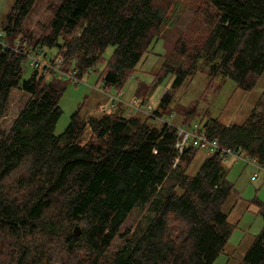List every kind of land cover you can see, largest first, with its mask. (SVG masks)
<instances>
[{
    "label": "trees",
    "instance_id": "obj_1",
    "mask_svg": "<svg viewBox=\"0 0 264 264\" xmlns=\"http://www.w3.org/2000/svg\"><path fill=\"white\" fill-rule=\"evenodd\" d=\"M177 1L60 0L49 4L52 15L38 36L24 25L37 0L13 1L0 24V118L13 88L28 97L0 130V264H212L224 250L235 226L223 209L234 191L224 156L209 153L187 174L199 148L179 153L177 125L164 116L172 115L174 91L197 71L243 90L255 85L264 72V0H199L195 27L176 39L171 60L151 83L138 82L143 106L170 76L149 114L125 113L134 109L124 102L86 119L76 110L55 135L65 81L37 66L22 79L26 54L43 47L80 78L113 46L101 81L120 91ZM201 129L264 167V107L242 123L209 117ZM251 203L264 222V201ZM134 209L141 220L126 228ZM240 264H264V225Z\"/></svg>",
    "mask_w": 264,
    "mask_h": 264
},
{
    "label": "rangeland",
    "instance_id": "obj_2",
    "mask_svg": "<svg viewBox=\"0 0 264 264\" xmlns=\"http://www.w3.org/2000/svg\"><path fill=\"white\" fill-rule=\"evenodd\" d=\"M13 1L0 0V24ZM58 1L60 0H37L24 22L25 27L35 36L42 34L52 15L48 6L50 3ZM200 5L199 0H178L175 5L173 4L157 38L152 42L148 51L142 55L121 88L118 97L123 102L127 103L136 96L135 90L138 82L151 83L162 64L171 60L176 39L180 34H187L191 28L195 27V20L198 16L197 9ZM15 44H17V41ZM112 51L113 46L106 47L102 53V59L94 67L83 72L80 75L79 82L74 83L71 79L63 78L66 85L59 99L62 112L54 128L55 135H59L64 131L71 115L76 110H78L80 117L86 119L89 116L101 114L104 109L110 110L113 107L111 104L112 96H115L118 91L114 87L105 90L101 81V72ZM31 54H37L38 58L45 60L55 57V49L50 50L43 47L42 50L38 52L35 50ZM28 62L24 65L22 79L28 77L31 72V66ZM170 81L169 75L163 77L154 87L150 97H147V103L154 107L162 93L169 87ZM27 97V94L17 88L10 91L6 112L0 118L1 131L9 129L12 120ZM263 107L264 72L258 77L251 89L243 90L230 78L217 76L209 79L205 74L197 71L188 76L182 85L174 91V98L171 103L172 115L166 114L164 118L175 125H181L183 122L187 123L189 121L192 124L202 125L209 117L217 118L225 124L242 123L253 109L260 111ZM192 108L193 113L186 112V110ZM130 111L134 112L135 110L127 108L125 113H130ZM88 136L89 130L86 129L82 135L83 142L87 140ZM208 155L207 150L198 149L189 163L186 173L194 175ZM223 166L227 170V179L234 185V191L223 209L228 211V220L235 223V226L224 250L212 264H240L253 236L258 234L264 225L261 215L253 210L252 206L254 204L251 203L254 199L264 201V168L254 161L249 164L243 159L234 161L232 157L225 159ZM254 173H256V178L252 180L251 177ZM234 201L236 203L231 207L230 203ZM141 217L140 210L134 209L125 223V227L132 229L141 220ZM120 241L119 238H116L112 244V249Z\"/></svg>",
    "mask_w": 264,
    "mask_h": 264
},
{
    "label": "built area",
    "instance_id": "obj_3",
    "mask_svg": "<svg viewBox=\"0 0 264 264\" xmlns=\"http://www.w3.org/2000/svg\"><path fill=\"white\" fill-rule=\"evenodd\" d=\"M36 55L37 54L35 55L26 54V58L23 62L27 63V61H29L28 63L31 66V68L35 66L41 67L42 73L46 78H50L53 75H59L62 78H68L73 80L74 83L80 81V78L76 76V70H73L72 72L69 73L61 70L63 59L60 54L56 55L53 58V60L50 59L41 60ZM102 87L106 90L103 83H102ZM120 92L121 91H118V93L115 96H112L113 97L111 103L112 106H115L118 102H123L118 97ZM125 104H127V106L133 108L134 110H142L148 114L151 112L152 109V105L150 103H146L145 105L140 106L139 101L136 97L132 98L129 102ZM156 118L158 119V117ZM176 133H177V139L175 142V148L179 153H181L183 149L189 146H193L199 149L207 150L209 153L219 150L222 153V156H224V159H227L228 157H232L234 159H243L247 162H251L248 156H244L240 148L232 150L229 148H223L219 146L217 139L209 138L205 134V132L201 129V125L197 123L177 125Z\"/></svg>",
    "mask_w": 264,
    "mask_h": 264
},
{
    "label": "crops",
    "instance_id": "obj_4",
    "mask_svg": "<svg viewBox=\"0 0 264 264\" xmlns=\"http://www.w3.org/2000/svg\"><path fill=\"white\" fill-rule=\"evenodd\" d=\"M234 161H236V159H234ZM246 163L251 164L252 162H247V161H246ZM255 178H256V173L253 174V176L251 177V179L253 180V179H255ZM230 199H231V198H230ZM232 201H233V200H232ZM226 202H227V201H226ZM231 203H232V202H231ZM231 203H230V205H231V207H232V206H234V204H235L236 202L234 201L232 204H231ZM231 207H230V208H231ZM252 207H253V210L256 211V212L258 213V208H257L255 205H253ZM224 247H225V246H224Z\"/></svg>",
    "mask_w": 264,
    "mask_h": 264
},
{
    "label": "water",
    "instance_id": "obj_5",
    "mask_svg": "<svg viewBox=\"0 0 264 264\" xmlns=\"http://www.w3.org/2000/svg\"><path fill=\"white\" fill-rule=\"evenodd\" d=\"M73 232H74L75 235H78L79 232H80L79 226H77V225L74 226V228H73Z\"/></svg>",
    "mask_w": 264,
    "mask_h": 264
}]
</instances>
